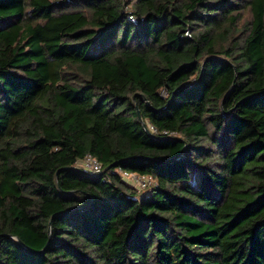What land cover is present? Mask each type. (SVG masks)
<instances>
[{"label": "trees", "instance_id": "1", "mask_svg": "<svg viewBox=\"0 0 264 264\" xmlns=\"http://www.w3.org/2000/svg\"><path fill=\"white\" fill-rule=\"evenodd\" d=\"M0 264H264V0H0Z\"/></svg>", "mask_w": 264, "mask_h": 264}, {"label": "built area", "instance_id": "2", "mask_svg": "<svg viewBox=\"0 0 264 264\" xmlns=\"http://www.w3.org/2000/svg\"><path fill=\"white\" fill-rule=\"evenodd\" d=\"M128 19L132 20L131 16H129ZM185 35H188L187 32H185ZM149 129L151 133L155 134V131L151 127H149ZM160 134L166 135L165 132H162ZM167 135L170 136L172 134ZM74 166L76 169L81 170L91 176H97L101 173L100 164L90 155H85L80 160H77L74 163ZM120 175L122 179H124L128 184H131L138 191L142 192L141 197H143L146 192L157 187V183L150 176H140L127 172H121Z\"/></svg>", "mask_w": 264, "mask_h": 264}, {"label": "rangeland", "instance_id": "3", "mask_svg": "<svg viewBox=\"0 0 264 264\" xmlns=\"http://www.w3.org/2000/svg\"><path fill=\"white\" fill-rule=\"evenodd\" d=\"M189 185L192 189H196V187L198 186V183L200 181V174L195 173V172H191L189 174ZM130 187H133L131 184H127ZM142 193V192H141Z\"/></svg>", "mask_w": 264, "mask_h": 264}, {"label": "water", "instance_id": "4", "mask_svg": "<svg viewBox=\"0 0 264 264\" xmlns=\"http://www.w3.org/2000/svg\"><path fill=\"white\" fill-rule=\"evenodd\" d=\"M41 251H42V250H41ZM41 251H40V252H41ZM40 252H39V253H40Z\"/></svg>", "mask_w": 264, "mask_h": 264}]
</instances>
